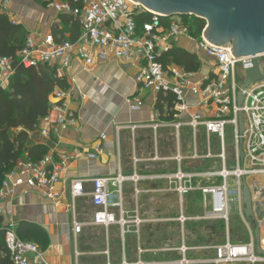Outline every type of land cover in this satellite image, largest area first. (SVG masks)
<instances>
[{"label": "crops", "instance_id": "0c3cea01", "mask_svg": "<svg viewBox=\"0 0 264 264\" xmlns=\"http://www.w3.org/2000/svg\"><path fill=\"white\" fill-rule=\"evenodd\" d=\"M52 1L0 0V9L7 12L12 22L22 25L29 38L38 40L52 33L53 26L62 27L61 13L50 5ZM204 36L208 39L205 32ZM173 46L194 53L193 42L185 37L178 38ZM135 72V63L100 59H95L91 66L75 59L68 67L60 69L58 76L66 78L69 89L73 91L64 107L76 117L77 125L58 129L55 121L59 111L53 107L38 123V142L49 146L45 155L60 170V178L55 185L61 194L59 200L52 201L41 190L22 186L11 199L0 201L3 222H12L15 227L18 222H32L44 229L48 243L42 253L50 264H121L123 259L135 262L139 258L146 262L178 264L182 258L179 251L182 245L187 248L185 257L188 260H191L188 257L190 253L200 256L211 253L210 258L214 256L213 241L201 229L198 234H190L198 237L199 242L205 240L206 245L177 242L174 224L181 229L192 221L220 223L222 227L224 224L217 220L192 219L203 212L202 193L191 191L181 198L176 190L178 181L168 176L178 170L217 168L220 162L216 158H190L192 145L188 140H192L191 131L183 127L179 142L176 140L174 130L168 124L171 120L169 106L162 103V111L158 109L159 94L156 96L150 90L138 88ZM207 72L208 68L201 67L196 79ZM0 86L7 88L8 84L2 83L0 78ZM81 93L85 98L79 97ZM136 98L143 104L139 109H131L127 100ZM197 101V96L187 93L192 112L199 111ZM42 129L48 130L50 135L43 136ZM102 135H106L102 141L103 153L95 158L88 157L87 152ZM203 137L206 138V134L200 129L197 134L200 152L206 146ZM209 139L212 152L218 154L219 139L214 144L211 136ZM177 155H180V161H177ZM227 156L228 162H232L228 151ZM63 161L65 164L60 166ZM117 176L122 177L120 184L107 186L115 223L108 226L94 224L92 218L96 208L91 201L93 185L90 179ZM77 178L87 181L83 184L84 195L73 201L70 184ZM258 184L264 188V179H248L249 186ZM252 195L254 203L257 195ZM261 200L264 202V197ZM238 214L247 229V241L232 244H247L254 240V226L245 215L241 217ZM180 216L188 219L182 222ZM137 218L139 225L135 223ZM119 219L126 222L123 227ZM74 224L81 226L78 233L74 232ZM260 227L261 247L264 249V223ZM189 228L194 229L192 226ZM147 230L152 234L149 235ZM162 247L168 250H162ZM139 248L144 250L142 254L138 253ZM195 261V264H204V259Z\"/></svg>", "mask_w": 264, "mask_h": 264}, {"label": "built area", "instance_id": "2783aa9c", "mask_svg": "<svg viewBox=\"0 0 264 264\" xmlns=\"http://www.w3.org/2000/svg\"><path fill=\"white\" fill-rule=\"evenodd\" d=\"M61 14L70 15L79 24L80 34L76 41L62 40L57 42L52 33L38 40L27 38L25 46L20 51V63L25 67L47 64L59 70L68 67L73 60L83 61L85 66L93 65L95 59L117 60L135 63L134 75L137 87L157 94L172 95V112L169 126L174 130L179 142L180 132L187 127L192 134L191 159L219 160V167L193 171L178 170L168 178L177 180L176 190L181 198L191 191H200L203 195V212L192 217L196 220L222 221L226 226L227 241L214 245V256L204 260L206 264H258L264 262V256L257 254L255 242L247 244H232L229 241L230 206L234 212L244 217L242 201V185L246 182L251 196L256 194L254 215L261 230L264 215L257 218V203L264 207L261 200L264 197L262 186L248 185V179L257 177L264 179V51L254 55L235 56L231 45H219L205 38L204 29L200 37L190 34L182 16L161 13L147 8L134 0H53L50 4ZM148 15V20L140 27L137 24L138 15ZM185 37L194 44V54L200 61V68H208V72L196 79L197 72L186 71L183 67L163 61V56L174 46V42ZM257 60L262 77L244 87L246 70L253 67ZM14 72L11 58L0 57V78L7 83ZM242 100L238 103V93ZM187 93L198 97L196 107L199 111L192 112L187 102ZM73 91L56 89L54 98L60 103L52 107L59 111L55 121L56 127L66 129L77 125L76 117L65 109V101L71 98ZM81 99L85 94H79ZM131 109H139L143 102L129 99ZM242 130H239V122ZM232 130L233 153L229 166L226 150L225 128ZM156 128V125H154ZM134 128V127H132ZM204 130L208 142L203 152L199 151L197 134ZM55 132H57L55 130ZM43 136H49L46 129L41 130ZM215 134L219 139V152H212L210 136ZM106 135L97 140L88 157L95 158L103 153L102 141ZM180 161V155L176 157ZM66 161L60 163L63 166ZM17 168H20L19 170ZM59 168L51 163V158L44 155L39 162L32 163L18 160L14 169L2 182L0 201L11 199L18 188L26 186L38 189L52 201H58L60 193L55 189L59 181ZM121 176L94 177L90 179L93 185L91 201L96 208L92 222L108 226L115 223V215L110 211L111 203L107 186L120 184ZM172 179V180H173ZM77 178L70 184V197L75 199L84 195V182ZM253 199V197H252ZM118 205L119 203H112ZM264 211V210H263ZM1 212V210H0ZM187 217L180 216L183 222ZM139 225V219H135ZM123 227L126 222L118 220ZM81 226L74 224V232L78 233ZM261 242V241H260ZM4 243L10 254L12 264H50L43 257L37 243L21 240L15 230V224L7 223L4 227ZM262 248V247H261ZM162 250H168L165 247ZM264 250V249H263ZM144 250L139 248L138 253ZM182 258L178 264H195V260L185 257L187 248H179ZM121 264H159L138 259Z\"/></svg>", "mask_w": 264, "mask_h": 264}, {"label": "trees", "instance_id": "16d2710c", "mask_svg": "<svg viewBox=\"0 0 264 264\" xmlns=\"http://www.w3.org/2000/svg\"><path fill=\"white\" fill-rule=\"evenodd\" d=\"M182 18L190 34L200 37L205 19L192 14ZM60 20L62 27L55 25L52 28L55 40L76 41L80 34L78 22L67 14H61ZM147 20L148 15L140 14L136 21L140 27ZM28 35L22 25L12 22L7 12L0 9V57L11 58L14 68L8 87L0 86V188L18 160L25 158L37 163L48 152L49 146L38 142V123L48 116L54 104L61 102L54 98L55 90L69 87L66 78L58 76L56 70L47 64L25 67L20 63V51ZM163 61L181 66L186 71L197 72L200 69V61L195 54L179 47H173L166 53ZM162 103L171 108L172 95L160 93L157 108L161 111ZM6 225L0 215V264H12L4 243ZM15 230L21 240L37 243L41 251L47 247V234L37 224L18 222Z\"/></svg>", "mask_w": 264, "mask_h": 264}, {"label": "water", "instance_id": "95a60500", "mask_svg": "<svg viewBox=\"0 0 264 264\" xmlns=\"http://www.w3.org/2000/svg\"><path fill=\"white\" fill-rule=\"evenodd\" d=\"M137 1V0H136ZM149 9L183 16L192 14L208 18L204 28L206 37L219 45H231L235 56L254 55L264 51V0H140ZM244 87L262 77L257 60L246 70ZM242 94L238 93V103ZM243 127L239 122V130ZM243 212L248 222L254 226V242L257 254L264 256L261 248L260 228L255 218L253 201L249 187L242 185ZM257 218L264 211L257 203Z\"/></svg>", "mask_w": 264, "mask_h": 264}, {"label": "rangeland", "instance_id": "374dc122", "mask_svg": "<svg viewBox=\"0 0 264 264\" xmlns=\"http://www.w3.org/2000/svg\"><path fill=\"white\" fill-rule=\"evenodd\" d=\"M136 1V0H134ZM137 2H140L143 4L142 1L137 0ZM153 10V9H151ZM153 11H157V10H153ZM158 12V11H157ZM161 13H164L162 11H160ZM205 27L208 25V18L205 17ZM225 135H226V150L230 153L231 157H232V153H233V137H232V130L230 129L229 126H226L225 128ZM201 138V137H200ZM200 138H199V143H200ZM204 140L203 144H207L208 139L203 137ZM211 141L212 143H216V141H218L217 136L215 134L211 135ZM210 142V141H209ZM188 144H190V146L192 145V140H188ZM209 162V161H208ZM217 162L219 163V161L217 160ZM228 162V161H227ZM229 166L231 165V161L228 162ZM211 166V165H210ZM239 215V214H238ZM222 222V221H221ZM223 224V222H222ZM181 225V224H180ZM174 228H176V237H177V242L179 244H182L183 241L188 244V243H197V245H206L207 242H205V240H203L202 242H199L198 237H193L191 233L193 234H198L200 229L201 232H203V234L206 235H210V241H213V246L217 245V244H223L227 241V237L225 234V229L226 226L220 224V223H214V222H208V221H204V222H188L186 224H184V228H178L177 224H174ZM190 226H192L194 229L192 230V228H189ZM200 226V227H199ZM188 227V229H187ZM199 227V228H198ZM229 241L231 243H241V242H246V233H247V229L246 227L243 225L242 221H240V219L237 217V213H234L232 210H230V221H229ZM148 234L151 235L152 232L147 230ZM212 236V238H211ZM206 239V238H205ZM208 239V238H207ZM211 253H209L207 256H200V255H195V254H188V257L191 260H196V259H204V260H208L210 259ZM208 258V259H207Z\"/></svg>", "mask_w": 264, "mask_h": 264}]
</instances>
